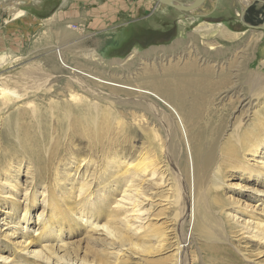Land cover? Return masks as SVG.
Returning <instances> with one entry per match:
<instances>
[{"label": "rangeland", "instance_id": "obj_1", "mask_svg": "<svg viewBox=\"0 0 264 264\" xmlns=\"http://www.w3.org/2000/svg\"><path fill=\"white\" fill-rule=\"evenodd\" d=\"M65 1L70 22L61 0L0 4V85L16 94L0 106V264H264V1L240 16L232 0H125L138 12L97 47L73 20L104 0ZM25 110L32 157L4 149L3 120Z\"/></svg>", "mask_w": 264, "mask_h": 264}, {"label": "bare ground", "instance_id": "obj_2", "mask_svg": "<svg viewBox=\"0 0 264 264\" xmlns=\"http://www.w3.org/2000/svg\"><path fill=\"white\" fill-rule=\"evenodd\" d=\"M30 1H34V0H30ZM174 1H176V2L177 1L178 2H182L184 4H189V2L186 1V0L185 1L184 0H174ZM252 1H254V0H232V3H233V5L238 4L240 6V8L239 7L238 8L241 9V10H240V12L237 11V13L241 16L242 15V11ZM260 1H264V0H260ZM7 2H9V3L10 2L11 3H13V2L14 3H20V0H0V4H4V3H7ZM194 10H191V11H194ZM218 25H220V24H218ZM149 52H151V51H148V53ZM196 71H197V69H196ZM200 74L202 75V78L204 80L207 79L208 74H209V69H207L206 71H203V70L200 71ZM180 79L181 78L177 79L176 81H179ZM155 89L158 91L157 92L155 90V93L159 97H162L170 105L173 102L176 101L175 98H179V101H183L182 100V96L184 94V91H183L184 89L180 85H178V86L176 85L174 89H171L170 90V87H169V83L168 82H165L163 80H157V81H155ZM198 89H199L198 90V93H196L195 96L198 97L200 95H205V90H204V86L203 85H199L198 86ZM15 97H16V94L12 90L4 87V85H2V84L0 85V106L3 103L1 100H5V102H7L8 99L11 100V99H13ZM238 97H240V100L238 101L239 102V105L238 106L240 108H244V107L245 108H248V107H251L253 105L252 102H249V100L246 97L241 96V94H238ZM136 98H138V97H136ZM131 100L134 101L133 103L136 106L143 107V108L145 106V108H146V103L144 101L135 100V97H134V99H131ZM140 101L143 102V104ZM152 107H153V105H152ZM0 110H1V108H0ZM87 122H88V124H90V120L87 121ZM2 130L4 131V133L6 135V143L4 144V149H7V151H14L16 153L27 154L29 157H32V154H31L32 151L34 149L37 150V149L40 148L37 145V143H38L37 142V131L35 130V126H34V116L28 110H25V111L20 112V113L16 111L12 115H10L9 118L3 120V128H2ZM202 138L203 137L202 136H198V134L197 135H194V137L192 138V140H197V143L200 144V146L198 148H205V150H203V151L201 150V152L198 151V149H196L194 151V153H193V156H194L195 161L200 162V163H203L205 165V163L207 164V162L209 161L208 158L211 155V154H209L207 152V147H211L212 148L213 143L204 144V142L202 141ZM211 148H209V149H211ZM40 150H41V148H40ZM35 155L36 154L33 155L34 156L33 159H35ZM145 166H146V163H143L141 166H139L138 164H136V165H134V169L135 170L144 171L145 170V168H144ZM44 168L46 169V166ZM189 210H190V208H189ZM188 212H187V216L190 217V211H188ZM40 216H41V213L38 216L39 217L38 218V221L39 222H42L43 219ZM183 217L185 218V216H183ZM41 224H43V222ZM100 228L102 229L103 227H100ZM41 229H42V233H43V234L41 233V237H43V235H46L44 233H46L47 231H48V234H51L49 223L43 224L42 227H41ZM105 229H106V231H108V233L110 235L112 234V232H110L108 230L107 226H106ZM180 260H181V258H180Z\"/></svg>", "mask_w": 264, "mask_h": 264}, {"label": "crops", "instance_id": "obj_3", "mask_svg": "<svg viewBox=\"0 0 264 264\" xmlns=\"http://www.w3.org/2000/svg\"><path fill=\"white\" fill-rule=\"evenodd\" d=\"M125 0H104V2L100 5V6H91L89 8V13L88 11H85V14L81 16V14H79L80 16L73 20V23L75 24L74 26L76 27L78 25V23H82V20H85V25L87 28L86 32L83 34L84 30L82 29L77 35L79 37H77V40L81 41L82 39H90L91 44H89V47H97L98 46V42L95 41L94 39L98 38L99 33L104 31L106 34H108L110 32V30L112 28H114L116 25H114V23L117 20H125L127 17L126 16H134L136 14V12H138L139 9L135 8V4L130 2V1H125ZM62 2V15H61V19L60 21L66 22L69 21L70 22V18H71V14H70V10H71V5L69 6V11L67 12L65 7L67 6V4L65 3V0H61ZM138 8V7H137ZM101 12L99 15L100 17H95V14L97 12ZM75 16L77 17V14L75 13ZM87 16L89 21H87ZM34 17V16H33ZM46 17V16H43ZM74 17V16H73ZM75 17V18H76ZM47 18V17H46ZM31 21L33 22L34 19H32L31 17ZM135 25L132 26V28H136V24L139 25L140 23H133ZM18 26V24H16V27ZM124 28L122 27L121 29H115V33H112V35H104L101 36V39L104 37H111L114 40V43L117 41H120L121 39L124 40L123 38H125L127 35H124ZM131 28V29H132ZM161 34V31L158 33ZM94 41V42H93ZM116 44V43H115ZM114 45L113 43H111L110 46Z\"/></svg>", "mask_w": 264, "mask_h": 264}, {"label": "water", "instance_id": "obj_4", "mask_svg": "<svg viewBox=\"0 0 264 264\" xmlns=\"http://www.w3.org/2000/svg\"><path fill=\"white\" fill-rule=\"evenodd\" d=\"M158 3L168 5L182 12H191V10L197 9L205 0H192L189 4H184L182 2H176L174 0H156ZM261 29H264V22L260 26Z\"/></svg>", "mask_w": 264, "mask_h": 264}, {"label": "flooded vegetation", "instance_id": "obj_5", "mask_svg": "<svg viewBox=\"0 0 264 264\" xmlns=\"http://www.w3.org/2000/svg\"><path fill=\"white\" fill-rule=\"evenodd\" d=\"M160 36H162V35L160 34Z\"/></svg>", "mask_w": 264, "mask_h": 264}]
</instances>
